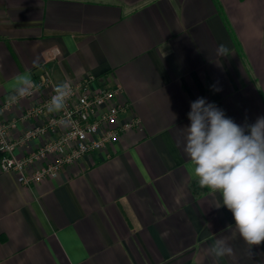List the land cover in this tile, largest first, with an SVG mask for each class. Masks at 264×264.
<instances>
[{"label":"crops","instance_id":"1","mask_svg":"<svg viewBox=\"0 0 264 264\" xmlns=\"http://www.w3.org/2000/svg\"><path fill=\"white\" fill-rule=\"evenodd\" d=\"M25 71L118 84L138 126L37 184L0 169V264H264L238 234L233 256L209 255L234 220L182 151L197 98L240 125L264 116V0H0V101ZM44 94L0 115L13 136Z\"/></svg>","mask_w":264,"mask_h":264},{"label":"clouds","instance_id":"2","mask_svg":"<svg viewBox=\"0 0 264 264\" xmlns=\"http://www.w3.org/2000/svg\"><path fill=\"white\" fill-rule=\"evenodd\" d=\"M227 53L226 46H218L217 55ZM36 63L34 60L33 65ZM10 87L8 100L12 103L32 95L37 85L31 73L25 71L13 77ZM213 90L221 91L215 86ZM72 94L70 81L57 83L47 111H63ZM188 119L190 125L182 129L183 154L199 186L217 190L234 220L232 233L217 238L208 253L213 259L233 256L230 241L238 234L247 245V257L252 259L254 246L264 243V116L252 124L245 121L240 125L200 97L190 103Z\"/></svg>","mask_w":264,"mask_h":264},{"label":"built area","instance_id":"3","mask_svg":"<svg viewBox=\"0 0 264 264\" xmlns=\"http://www.w3.org/2000/svg\"><path fill=\"white\" fill-rule=\"evenodd\" d=\"M94 80L87 73L78 81H70L73 94L65 109L49 113L48 101L57 83L48 75L38 79L36 89L28 97L38 91L45 94L21 116L29 125L15 137L11 131L16 128L17 119L0 118L1 171L13 174L22 185L53 179L63 166L77 164L89 153L114 145L122 133L137 127L134 116L123 119L119 116L127 109L119 101L121 87L118 84L94 87ZM15 103L8 98L0 101V115ZM21 148L27 151L23 153Z\"/></svg>","mask_w":264,"mask_h":264}]
</instances>
